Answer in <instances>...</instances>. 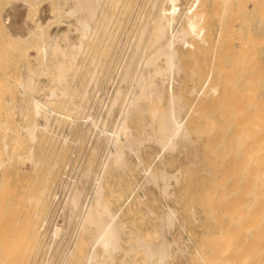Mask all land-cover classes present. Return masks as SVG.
Returning <instances> with one entry per match:
<instances>
[{
  "label": "bare ground",
  "instance_id": "1",
  "mask_svg": "<svg viewBox=\"0 0 264 264\" xmlns=\"http://www.w3.org/2000/svg\"><path fill=\"white\" fill-rule=\"evenodd\" d=\"M2 1L0 84L18 87L16 107L32 118L21 123L14 139L3 136L1 191L11 177L8 165L42 164L36 151L42 136L61 139L65 152L82 118L92 115L83 112L94 103L105 59L120 45L113 24L122 27L130 7V0ZM147 1L151 14L133 39L124 36L116 55L124 59L113 62L118 80L102 105L106 111L91 151L101 161H91L64 195L61 206L79 221L72 245L65 241L62 264L81 243L87 246L84 264H168L190 251L191 237L177 232L186 229L179 218L183 211L195 220L204 215L212 228L191 264H264V0H194L179 19L180 0ZM116 107L118 124L110 128ZM24 141L26 151L10 150ZM153 146L162 165L149 162ZM182 155L187 160L176 172L166 169V162ZM194 165L206 175L200 169L194 174ZM50 187L36 201L53 203L58 191ZM147 216L156 220L148 235L137 222ZM54 222L48 249L63 230L61 221ZM17 248L0 264H21L23 251ZM47 257L43 264L53 261Z\"/></svg>",
  "mask_w": 264,
  "mask_h": 264
},
{
  "label": "rangeland",
  "instance_id": "2",
  "mask_svg": "<svg viewBox=\"0 0 264 264\" xmlns=\"http://www.w3.org/2000/svg\"><path fill=\"white\" fill-rule=\"evenodd\" d=\"M140 1L141 0H130V7L128 8L127 13H126V15L127 14L128 15L127 16L125 15V20L122 23L124 25L122 27L119 26L118 23H116V24L114 23L115 24V25L113 24L114 27L112 26L113 28H115L118 25V27L116 29H113V30H115V31L117 29L119 30V32H118V30L116 31L117 32L116 36H117L118 43L120 42L121 46L120 45L117 46L116 50H115V47L112 48V52L110 51V56H112L111 58L109 56L106 57V58H110V59H105L107 62L105 66H107L108 68L104 66V70L106 69L105 70L106 74L104 73V76H103L102 80L100 81L99 85L94 89L93 100H92V102H94V103L90 104L91 105V106L89 105L90 108L88 107L86 109V111L83 112V114L84 113L88 114V113L92 112L91 113L92 115H90L89 118H88V116H86L85 119H84V117L82 118L81 124H83V126L80 129V131L79 130L76 132L73 131L67 149L65 146V149H66L65 152H63L64 148H61V147H64L62 145L63 142L61 139H59V140L55 139L54 140L53 138L51 139L50 137H47L48 135L46 134L45 136H42L41 141L36 145L37 156L39 158H41V160L43 161L39 167L30 163V161H27L24 166H23V164H18V162L13 163L10 166L8 165V174L11 176L10 179L8 178L9 179L8 185H9V187L11 186L10 187L11 189L8 190V187H7L8 185L3 186V191H1L2 189H0V201H1L0 202V223H1L0 224V243H1L0 244V258H1L0 261H2V260L4 261L7 258V255H8L7 253L9 252V250L12 249V250H14V253H16L15 248L18 246L17 252L19 250H21L20 248H22V251H23V257L21 260V264H43L42 260L46 256L49 257L48 260L53 259V261L52 260L49 261L48 264H62L63 263L65 256L68 252L66 250V248H67L69 243L72 245V241L70 240V237L74 236L73 234L75 232V229L77 232V224H78L79 220H78V217H73L70 220L69 215H67V214H69L68 209L67 208L63 209V206H61V205L65 204V199L67 198L66 196L68 195L67 193H69V190H68L69 187L71 188L73 182H75L78 179L77 177H79V175L83 172V169L88 164H90L91 161L92 162L94 161L93 162L94 165H97V166H98V162L101 161V159H100L101 156L97 155L98 158L96 157L97 159L96 158L94 159L93 158L94 156L92 157L93 152L91 155V151L93 148L92 146H94V144L96 143V139H97L96 137H98V131H100L101 122H102L103 116L105 115L104 111H106L105 106H102V105H105L108 101V98L113 94L117 80H118V75H116L117 68H115V65H113V64L114 63L115 64L121 63V61L124 59L122 56L123 54H121L120 57L119 56L116 57V55H119V52H121V47H122L124 38L125 37H126L125 39L128 38L127 40L130 39V36L132 38L134 36V34L138 31V27H140L139 23H141L146 18L145 15H148V14L150 15L151 14L150 12L152 11V8L150 6L151 4L148 3L147 0H142L141 2ZM2 2L3 1L0 0V6H1ZM179 2L181 3V9L177 11L178 12V14L176 15L177 19L182 17L184 9L186 11L191 12V10L193 9L192 6H194L193 5L194 0H180ZM165 5L168 6L166 3H165ZM140 6H142V7H140ZM127 20H128V22H127ZM175 25H177V24L174 23V27H176ZM129 27H130V29H129ZM0 39H2V38H0ZM113 51L114 52L117 51L118 54L114 53ZM32 53H34L33 50H32ZM114 56H115V59H114ZM118 58L120 59V61L118 60ZM116 59H117V63H116ZM108 60L110 63H108ZM109 64H110V66H108ZM111 64H112V67H111ZM111 69H112V71H111ZM114 70H116V71H114ZM109 71H110V73L113 71L114 72L111 74L109 73L110 74V76H109V74H108ZM41 77L44 78L46 76L42 75ZM108 77H110L112 79H110V81H109ZM114 78H115V80H114ZM7 87H8V89H6ZM38 88L40 89V86ZM90 88H91V86H90ZM175 88L177 89L178 87H175ZM0 90H1V92H0V124H1V126H0V156H4V154L6 152L3 148V136L6 134L8 137L7 139H10L11 137L13 138V136L17 135L18 133H20L22 131L21 123L28 122L30 120L31 116H27L26 118H24L23 114H21V112H20V109H18L16 107V104L18 101V87H16L13 84H2V85L0 84ZM12 92H14V93H12ZM40 93H42L41 89L38 92V94H40ZM98 96H101V97H98ZM12 97H14V98L12 99ZM10 98L12 99L11 101H9ZM103 101H104V103H103ZM118 108L114 111L113 115L110 117V119L108 121L109 127L111 126L112 128H114L118 124L117 119H116V118H118V115H117L118 114ZM10 115H11V117H10ZM86 118H87V120H86ZM90 118L91 119L95 118L94 124H93L92 120H90ZM5 119L7 120L6 123L4 122V121H6ZM8 122H9V124H8ZM98 122H100V123H98ZM95 124H96V126H95ZM8 125L10 126V129H6V127ZM63 127H64V129H66L65 126H63ZM20 128H21V130H20ZM86 130L87 131L89 130V132H87ZM84 132H85V134H84ZM86 133H88V134H86ZM47 138H50L51 140H49ZM82 139H84L83 142H82ZM11 145H12V146H10L11 151L19 152V151H23V150L26 151L28 149L29 143L27 141H24L22 143H17V144L12 143ZM59 148H61V149H59ZM149 150L152 152V154L149 155V162H152L154 165L159 164V163H160V165H162V162L159 160V157H155L156 148L153 146ZM90 155H91L92 160L89 158ZM103 157H104V155H103ZM156 160H157V162H156ZM178 160L176 159L174 161H170L171 163L166 162L164 164L167 167L166 169H168L171 172H176L177 171L176 169H178V167L183 162H185L187 160V158L185 155H182L181 159H178ZM54 161L60 162V165H58L56 163L57 164V168L55 169L56 171L54 169L53 170L51 169V168H53L52 164H55ZM173 162H175L176 164ZM65 163L67 165H65ZM49 165H52V166L49 167ZM34 166L36 167V169ZM156 166H158V165H156ZM194 166H196V168L194 169V172H193L192 169L194 168ZM194 166L190 167V171L192 170L191 172H189V170H188L189 175H190V173L191 174H193V173L197 174L196 172L199 169H200L199 170L200 173H198L199 175H206V172L203 171V169H201L198 165H194ZM54 171L56 172V178L55 179L53 178V176L55 177ZM57 171L59 172L58 173L59 175L57 174ZM49 173L51 175L53 174L50 179H49V176H50ZM137 175L139 178H141L142 172L138 171ZM52 179H53L54 183L52 182ZM74 179H76V180L74 181ZM50 180H51V182H50ZM66 180H67V182H66ZM71 180H72V182H71ZM68 182H69V184H67ZM51 183H53L52 188L50 187ZM66 184H67V186H66ZM43 185L44 186L48 185L52 190L58 191L57 197L53 203H49L51 201V199H49L45 202H42V201L38 202L39 199H37V197L41 195L42 188L44 187ZM63 185L67 187V190H66V187L64 189ZM68 185H69V187H68ZM5 187H7V190H5ZM150 194H152V193H150ZM64 195H66V196H64ZM64 197H65V199H64ZM1 198L5 203H3ZM36 200H38V201H36ZM17 204H19V205H17ZM15 208H16V210H15ZM1 209L3 210L2 213H1ZM36 210H37V212L38 211L41 212V210H42V212L40 213V216L34 215L37 213V212L34 213ZM12 214L14 216H11ZM6 217L8 218V220H6L7 219ZM204 217L205 216L202 215V217L201 216L199 217V220H195L194 218L189 217L185 211L180 213V215H179L180 221L181 222L185 221V223H186L185 228L186 229L184 228L185 229V231H184L183 228H178L177 232L181 233V235H183L184 238H187V236L191 237V240L189 241V243H190V251L189 252L190 253L187 252V254H185V255H179L180 257L179 256L174 257V258L170 259L168 264H178L179 262L181 264H191L190 259H191L192 254H195L197 252L196 251L197 247L198 248L201 247L200 245L205 240L206 235L208 237V235L212 232V228L210 227L209 222H208L209 220L206 217H205L206 218V220H205ZM52 218H53V220H52ZM131 219H132V216H131ZM11 220H12L13 224L11 223ZM14 220H15V222H14ZM54 221H56V222L61 221L63 223V230L61 233L62 235L60 234V236L57 239V242L50 249H48V247H46L47 246L46 243L47 242L49 243V241L51 239L52 228H53V224L55 223ZM75 221H77V223ZM137 222L142 227V229H144L143 231L145 233H147V235L149 234L150 231H151L150 233H152V231L155 229L154 222H156V220L153 219L152 217L147 216L145 219L138 218ZM204 225L207 227H205ZM35 227H39L38 232H37V229ZM205 228H208L209 230L205 229ZM40 230H41V232H40ZM43 230L46 231V233L45 232L43 233L44 235L42 234ZM73 230H74V232H73ZM39 232H40V236L42 237V243H40L37 240V237L39 236ZM71 233H72V235H71ZM4 238L5 239L7 238V239L5 240ZM9 238H10V240H9ZM44 238H46L45 241H44ZM61 238H65L66 240H64V239L61 240V244H60ZM67 238H69V239H67ZM16 239H17V241H16ZM67 240H69V242H68V244H65L67 242ZM58 243H59V245H58ZM63 244H65V245H63ZM195 245H197V246H195ZM10 246H12V247H10ZM9 247H10V249H9ZM64 248H65V250H64ZM86 251H87V246H85L81 243L78 247V250L75 253V256L73 258L69 259L66 264H84V257H85L84 254L86 253ZM51 255H53L52 258H50Z\"/></svg>",
  "mask_w": 264,
  "mask_h": 264
}]
</instances>
